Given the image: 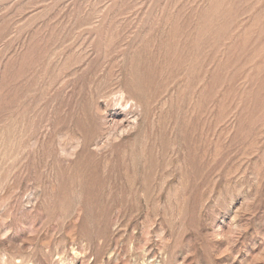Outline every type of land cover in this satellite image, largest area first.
<instances>
[{"label": "rangeland", "instance_id": "obj_1", "mask_svg": "<svg viewBox=\"0 0 264 264\" xmlns=\"http://www.w3.org/2000/svg\"><path fill=\"white\" fill-rule=\"evenodd\" d=\"M0 264H264V0H0Z\"/></svg>", "mask_w": 264, "mask_h": 264}]
</instances>
